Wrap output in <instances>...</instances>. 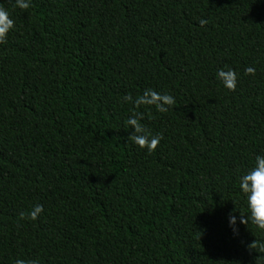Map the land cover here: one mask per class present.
Segmentation results:
<instances>
[{
	"label": "trees",
	"instance_id": "1",
	"mask_svg": "<svg viewBox=\"0 0 264 264\" xmlns=\"http://www.w3.org/2000/svg\"><path fill=\"white\" fill-rule=\"evenodd\" d=\"M0 5V264H264L247 247L264 230L239 223L264 155V0ZM148 88L175 105L123 100ZM136 111L163 136L152 153L128 140Z\"/></svg>",
	"mask_w": 264,
	"mask_h": 264
},
{
	"label": "clouds",
	"instance_id": "2",
	"mask_svg": "<svg viewBox=\"0 0 264 264\" xmlns=\"http://www.w3.org/2000/svg\"><path fill=\"white\" fill-rule=\"evenodd\" d=\"M16 7L21 10H27L32 7V0H15ZM207 24L206 20L201 19L200 25ZM14 28V21L10 18L9 12L0 5V44L7 42L8 33ZM245 75H255V68L249 66L245 69ZM218 79L223 83L224 87L230 91H235L237 87V74L232 69H221L217 73ZM123 100L128 103H133L138 109L141 106H154L160 113H166L172 108L176 101L175 98L167 93L161 94L154 89L148 88L143 93L137 96L134 100L131 94L123 97ZM144 119L143 113L136 111L126 120V124L133 130L128 137L134 145L140 149H146L148 153L154 152L163 136L160 134L152 135L151 132L144 126L141 121ZM239 187L241 192L247 199V208L250 215L245 216L240 213L239 223L248 225L249 222L255 225L258 229L264 230V155L255 157L254 166L240 177ZM42 204L34 205L28 212H21L19 218L21 220L28 219L36 221L43 213ZM237 218L235 215H229V226L232 227L233 233L238 235L236 227ZM248 250H256L264 253V243L254 241L248 246ZM15 264H38L36 260L17 259Z\"/></svg>",
	"mask_w": 264,
	"mask_h": 264
}]
</instances>
